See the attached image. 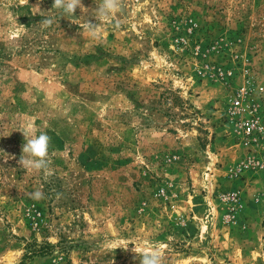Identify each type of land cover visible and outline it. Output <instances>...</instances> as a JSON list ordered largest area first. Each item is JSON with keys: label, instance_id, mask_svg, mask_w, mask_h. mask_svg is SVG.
Here are the masks:
<instances>
[{"label": "rangeland", "instance_id": "374dc122", "mask_svg": "<svg viewBox=\"0 0 264 264\" xmlns=\"http://www.w3.org/2000/svg\"><path fill=\"white\" fill-rule=\"evenodd\" d=\"M82 3L0 0V264H264V0Z\"/></svg>", "mask_w": 264, "mask_h": 264}, {"label": "clouds", "instance_id": "9594fccd", "mask_svg": "<svg viewBox=\"0 0 264 264\" xmlns=\"http://www.w3.org/2000/svg\"><path fill=\"white\" fill-rule=\"evenodd\" d=\"M123 0H99L97 12L99 16L109 18L123 11ZM57 9L61 12L60 18L75 17L77 9L83 10L85 7L82 0H53L52 9ZM70 20V19H69ZM54 22V18L46 17L41 24L50 26ZM119 25H116L118 27ZM84 31L91 38L98 39V26L87 22L83 25ZM22 132L25 143L22 145V154L19 157L18 165L26 170L33 172L45 171L50 167L49 146L50 137L46 133L35 135L33 126L29 123L23 127ZM30 199L39 201L44 199V193L39 188H34L26 193ZM132 251L136 253L133 248ZM139 264H163V257L159 248H152L144 251L139 258Z\"/></svg>", "mask_w": 264, "mask_h": 264}, {"label": "built area", "instance_id": "2783aa9c", "mask_svg": "<svg viewBox=\"0 0 264 264\" xmlns=\"http://www.w3.org/2000/svg\"><path fill=\"white\" fill-rule=\"evenodd\" d=\"M258 127L263 128L262 125H258ZM241 128L244 130L245 134L247 135H249L252 132V129H256L254 122L249 119H245L241 122Z\"/></svg>", "mask_w": 264, "mask_h": 264}]
</instances>
